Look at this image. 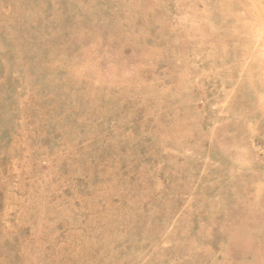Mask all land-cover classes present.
I'll return each instance as SVG.
<instances>
[{
  "label": "rangeland",
  "instance_id": "rangeland-1",
  "mask_svg": "<svg viewBox=\"0 0 264 264\" xmlns=\"http://www.w3.org/2000/svg\"><path fill=\"white\" fill-rule=\"evenodd\" d=\"M0 264H264V0H0Z\"/></svg>",
  "mask_w": 264,
  "mask_h": 264
}]
</instances>
